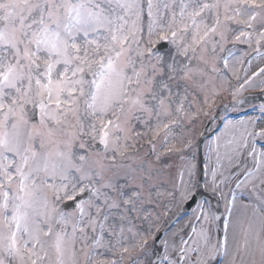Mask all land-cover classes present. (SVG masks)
I'll return each instance as SVG.
<instances>
[{"label":"snow or ice","instance_id":"obj_1","mask_svg":"<svg viewBox=\"0 0 264 264\" xmlns=\"http://www.w3.org/2000/svg\"><path fill=\"white\" fill-rule=\"evenodd\" d=\"M252 98L264 0H0V264H264Z\"/></svg>","mask_w":264,"mask_h":264},{"label":"rangeland","instance_id":"obj_2","mask_svg":"<svg viewBox=\"0 0 264 264\" xmlns=\"http://www.w3.org/2000/svg\"><path fill=\"white\" fill-rule=\"evenodd\" d=\"M245 95H250L249 93H245ZM264 101V98H252V100H251V102L253 103V104H260L261 102H263Z\"/></svg>","mask_w":264,"mask_h":264}]
</instances>
